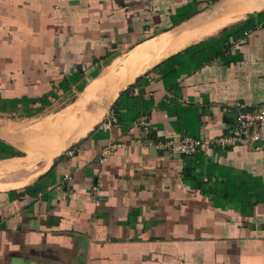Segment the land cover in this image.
<instances>
[{
    "label": "crops",
    "instance_id": "0c3cea01",
    "mask_svg": "<svg viewBox=\"0 0 264 264\" xmlns=\"http://www.w3.org/2000/svg\"><path fill=\"white\" fill-rule=\"evenodd\" d=\"M235 103L264 106V0H0V264H264V145L140 139Z\"/></svg>",
    "mask_w": 264,
    "mask_h": 264
},
{
    "label": "built area",
    "instance_id": "2783aa9c",
    "mask_svg": "<svg viewBox=\"0 0 264 264\" xmlns=\"http://www.w3.org/2000/svg\"><path fill=\"white\" fill-rule=\"evenodd\" d=\"M234 123L227 134L217 138L199 139L183 137L179 140L153 139L150 124L144 118L138 122L141 132V142L162 154L192 155L203 147L211 149L234 148L237 146L264 145V106H247L235 103ZM102 127L108 129L115 121L111 116L106 119ZM71 155V154H70Z\"/></svg>",
    "mask_w": 264,
    "mask_h": 264
},
{
    "label": "bare ground",
    "instance_id": "6f19581e",
    "mask_svg": "<svg viewBox=\"0 0 264 264\" xmlns=\"http://www.w3.org/2000/svg\"><path fill=\"white\" fill-rule=\"evenodd\" d=\"M67 126H66V128L68 129V130H70V127H71V125H69V124H66ZM84 126V128L82 129V130H80V132L79 133H77V135L76 136H80V135H82V134H84L85 133V131H87L88 129H89V126L90 125H87L86 127H85V125H83ZM74 128V127H73ZM72 128V129H73ZM79 128V127H78ZM77 128V129H78ZM81 128V127H80ZM57 131V130H56ZM53 132H55V131H53ZM58 132H60L59 130L56 132L57 134L56 135H59L58 134ZM73 133V132H72ZM74 134H75V132H74ZM49 135V134H48ZM68 135V134H67ZM70 136V135H69ZM68 136V137H69ZM57 137V136H56ZM50 139H51V137H50ZM53 139V138H52ZM73 139V138H72ZM45 143H46V139H42V145H45ZM66 144V143H65ZM64 144V145H65ZM60 149V148H59ZM62 150H63V148H62ZM56 152H58V149H55L50 155H49V157L50 156H52V155H54ZM58 154V153H57ZM44 160V159H43ZM26 163V162H25ZM29 163H30V161H29ZM25 165V164H24ZM29 166V165H28Z\"/></svg>",
    "mask_w": 264,
    "mask_h": 264
}]
</instances>
